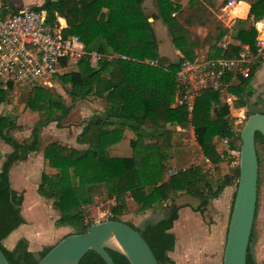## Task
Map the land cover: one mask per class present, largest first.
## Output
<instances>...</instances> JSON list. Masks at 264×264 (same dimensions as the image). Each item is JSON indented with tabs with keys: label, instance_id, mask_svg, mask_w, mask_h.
Here are the masks:
<instances>
[{
	"label": "trees",
	"instance_id": "16d2710c",
	"mask_svg": "<svg viewBox=\"0 0 264 264\" xmlns=\"http://www.w3.org/2000/svg\"><path fill=\"white\" fill-rule=\"evenodd\" d=\"M112 1L42 0L40 5L30 7L44 11L48 24H56V18H62L65 22L62 35H76L86 50H95L100 54L94 66H91L88 57H83L75 69L56 78L61 84L68 85L65 93L70 100L96 97L101 111L96 112L98 117L95 119L88 117L75 136L78 144L86 145L84 148L76 149L58 141L48 142L41 148L43 165L48 171L40 173L35 191L39 196L52 200V207L57 212L54 225L70 227L69 233L84 232L91 224L85 219L83 206L92 203L91 190L98 186L104 188L108 199L114 200L107 219L122 221L118 216L131 203L136 212L165 206L166 212L161 218L145 222L141 228L123 222L141 235L157 264H174L167 254L174 247L175 236L170 228L181 206L176 197L186 194L195 199L198 204L192 209L201 214L207 202L221 190L222 184H232L235 189L238 169L237 166L232 169L215 191L211 190L198 166L170 172L168 161L173 157L174 133L170 126L191 125L202 155L212 164L223 158L215 149L214 137H228L229 146L238 149L239 136L232 137L229 107L224 102L220 103V90L224 86V90L237 96L234 107L246 106L254 92L249 82L256 62L249 66L246 76L225 72L218 88L203 89L194 97L188 113L185 104H174L175 72L180 58L166 61L159 54L155 33L142 8L143 0ZM193 1L188 0L191 10ZM245 1L249 3L247 17L235 19L230 33V38L238 44L218 47L216 43L226 32L224 28L219 29L205 58H234L243 44H247L253 52L255 29L248 18L252 21L264 18V0ZM0 2V9L6 8L0 11V16L17 11L9 0ZM151 4L153 16L166 26L172 47L182 57L193 59V49L197 45L185 27L189 22L186 17L182 20L175 16L180 5L173 0H151ZM238 5L237 16H243L247 6L241 2ZM11 89L8 85L6 90H0V103L5 101L4 94ZM60 99V95L33 85L25 105L43 118L32 123L25 139L17 140L10 133L13 129H20L14 123L13 114L6 112V115L0 116V140L11 149L0 163V250L8 264H35L51 247L27 250V241L21 237L8 249L1 240L24 223L20 213L22 192L18 193L10 186L8 170L12 163L24 160L29 153L40 149V130L43 126L49 122H55L56 127L61 126L59 122L69 112V106ZM250 104H260L261 108L246 111V116L253 112L264 114L261 97L256 96ZM123 130L130 131L133 136L128 139L130 154L111 155L110 147L121 140ZM257 142L264 143V139L255 132V147ZM258 161L257 156V165ZM233 196L234 190L230 209ZM127 198L131 203H126ZM256 206L257 203L255 212ZM253 239L252 222L245 264H257L250 251ZM106 251L114 264H129L120 253ZM77 264L105 263L95 252L87 250Z\"/></svg>",
	"mask_w": 264,
	"mask_h": 264
},
{
	"label": "rangeland",
	"instance_id": "374dc122",
	"mask_svg": "<svg viewBox=\"0 0 264 264\" xmlns=\"http://www.w3.org/2000/svg\"><path fill=\"white\" fill-rule=\"evenodd\" d=\"M175 3H178L180 5V9L178 12L175 13V16L178 19H186L188 20L189 24L186 25V29L188 30L189 37L196 42V47L193 49V53L195 54L197 52V56L200 54L202 56H206L208 53V48L211 43H213V38L217 35V32L219 29H222V24L220 20H218L215 16L216 14H222L220 10V6L222 3H224L225 0H194L192 3L193 9L191 10L188 0H173ZM116 1L113 0L112 3H115ZM240 3V2H238ZM236 3V4H238ZM204 4L210 5L209 8L205 7ZM235 4V5H236ZM234 5V6H235ZM233 6V7H234ZM232 7V9H233ZM142 8L144 12L148 15L149 22L151 24V28L153 32L155 33L156 41H157V50L162 58H164L166 61H175L177 58H179V54L177 52H174V48L171 44H169V34L167 32L166 26L156 17L153 16V7L151 4V0H143L142 2ZM20 9V8H19ZM22 9V8H21ZM231 9V10H232ZM230 16H235L236 14V8H234L233 12H229ZM228 16V15H227ZM221 19H223V16H220ZM226 18V17H225ZM228 21V18H226ZM226 29V28H225ZM227 30V29H226ZM196 51V52H194ZM203 59V58H201ZM162 63H165L162 61ZM94 66V65H91ZM71 69H75V67H72ZM70 69V70H71ZM69 70V71H70ZM68 71V72H69ZM67 73V72H66ZM65 74V73H63ZM62 75V74H59ZM58 75V76H59ZM56 77H52L48 82L49 83H43L38 84L37 86L43 87L48 89L53 94H58L61 97V101L69 106V112L65 115L64 118H62L59 122L61 125L60 127L55 126V122H49L45 126H43L40 130V133L46 129L47 126H50L52 131L54 133H59L58 136H53L56 138H60L63 140H67L65 136H67V133H70L72 129H79L81 125L85 122V120L90 117L93 114H96V112L101 111L100 107V101L96 97L88 96L84 99H75L70 100L69 96L65 93V89L68 87V85H63L61 82L56 79ZM234 82V81H233ZM36 86V85H35ZM33 86H27V85H18L12 88L10 91L6 92L5 95V101L0 103V106H2V114L9 112V113H15L23 115V117H19L18 123L22 124L23 128L25 127L24 131L28 132L30 131V127L32 123L36 119H42L43 116L34 111H30L26 105V99L29 90ZM176 94V92H175ZM232 97L230 106L232 109H229V117L231 119V125L237 117L243 116V118L246 117V111H254L257 109H260L259 105H252L250 104V99L247 100V105L244 107H234V99H236L237 96H234L230 93H228L226 90H224V86L221 87L220 90V103L224 102L226 98ZM175 98V97H174ZM229 107V108H230ZM33 113V114H32ZM55 113H58V111H55ZM32 115V116H31ZM244 120H242L243 122ZM21 126V125H20ZM174 129L173 133V157L168 161V168L170 171H177L181 168H188L189 165H195L198 166L201 171L206 174V179L210 180L212 177H216L215 175V166L207 165V163H196L192 164L190 161L192 157H194L193 153L189 150V148L193 145L192 141L196 142L194 139L193 133L190 132V129L185 127H181L184 130L178 131L177 133L181 134L180 137L178 135H175V127L170 126ZM55 129L59 130L56 131ZM11 135H13V130L10 132ZM48 133V132H47ZM19 136H16V139L19 140V137H24V132H18ZM29 135V134H28ZM27 135V136H28ZM14 137V136H13ZM133 137V136H132ZM26 138V137H25ZM23 138V139H25ZM21 140V139H20ZM220 140V139H219ZM44 139L40 138V146L39 148H42V142ZM54 141V140H53ZM57 141V140H55ZM58 142H61L58 140ZM119 148L113 149V151H110L111 155H129L130 154V148L128 147V137L124 136V130L122 132V137L120 140ZM219 144V141L217 142ZM63 144V143H62ZM128 147V149H127ZM193 147V146H192ZM188 149V150H187ZM199 152V150H197ZM196 151V154L198 152ZM201 152V151H200ZM256 152L258 156V165H257V180H258V192H257V206H256V212L255 217L253 219V233H254V239L251 245V254L257 264H260V260L256 259V240L260 239L262 236L264 238V143H256ZM202 154V153H201ZM181 162L183 164H181ZM187 163V164H186ZM19 164H15L11 171V179L13 180L16 178L15 176H19V173L23 168L21 166H18ZM188 165V166H187ZM228 165V172L231 174L232 169H234L235 165ZM37 167H28L27 168V174L32 175ZM42 171H48L47 168L43 165L40 172ZM48 173V172H47ZM34 175V174H33ZM212 175V176H211ZM219 175V172L217 173V176ZM31 180L29 181V185H31V188L26 187V199H30L33 194L36 193L35 190L32 188H35L39 182V178L36 181V176H32ZM30 180V179H29ZM9 181V178H8ZM233 186V185H232ZM234 190V186L232 187ZM21 192V191H16ZM91 196H92V203L89 205H84L85 210V219L87 222H96L100 220H106L110 214H109V208L114 205V200L112 203L108 202V198L106 197L105 190L102 186L95 187L91 190ZM42 197V196H41ZM43 199H46L42 197ZM51 201L52 206V200ZM128 200V198H127ZM126 200V203H128ZM131 203V202H130ZM198 202L194 201L192 206H197ZM228 206V205H227ZM206 207L208 208L206 210ZM204 208V211L202 214V222H208V218L212 216L213 212L215 211V208L209 205V201L207 202V205ZM53 208V207H52ZM54 209V208H53ZM230 209V208H229ZM166 212L165 206H157L153 208H148L142 212H136L134 209L133 204L131 203L130 207L128 208L126 206V210L123 214L119 215L118 218L122 221L128 222L131 225L141 228V226L145 222H154L161 218ZM205 212V214H204ZM200 214V215H201ZM211 214V215H209ZM173 225V223H172ZM172 227V226H171ZM171 229V228H170ZM202 230H204V226L201 227ZM201 241V240H200ZM1 243L2 240H1ZM15 244V243H14ZM13 244V246H14ZM224 240L222 242V247L217 248V257L218 255L222 253ZM5 248L9 247V244L3 243L2 244ZM12 246V247H13ZM222 255V254H221ZM263 261V260H262Z\"/></svg>",
	"mask_w": 264,
	"mask_h": 264
},
{
	"label": "crops",
	"instance_id": "0c3cea01",
	"mask_svg": "<svg viewBox=\"0 0 264 264\" xmlns=\"http://www.w3.org/2000/svg\"><path fill=\"white\" fill-rule=\"evenodd\" d=\"M9 1L15 9L38 6L42 2V0H9ZM236 1L237 3L238 2L244 3L247 6L245 8V12L243 16H237L240 10L238 4H236L232 10H230V12L232 13L234 8H236L237 11L236 15L230 16V13H228V16L226 17V18H234V21L232 23L228 22L224 15H223V19L220 18V16H222L221 14L219 15L216 14L215 16L218 20H220L221 24L223 25L222 28L227 29L226 32H224V34L222 35L221 39L216 43V45L220 48H224L222 47L223 43L225 45L229 43L238 44L237 41L232 40L230 38V33L233 24L235 22V19L237 18L245 19L247 17L249 10V3L245 0H236ZM204 6L209 8L207 4H204ZM5 9L6 8L0 9V11L1 10L3 11ZM248 19H249L248 20L249 24H252L254 26L255 36L259 31H262L264 29V18H260L256 21H252L250 17ZM168 41L169 44H171L170 37ZM174 52L175 53L177 52V54L181 56L178 50L174 49ZM197 55L198 54L196 52L194 58L206 59L205 55L204 56H202L201 54L199 56ZM255 62H256V67L253 70V76L249 82L250 88L254 91L253 95L249 98L251 102L254 100L256 96L261 97V99L264 101V59H259L256 60ZM229 109L231 110L232 108L230 107ZM10 114L14 115V123L17 126L21 125L20 129L19 128L18 130L13 129L12 136H14V138L16 139V136H19L18 132H22V133L24 132V134L26 135H24V137H19L18 139L20 140L27 137V135L29 134L28 130L24 131L25 127L23 128L22 124L18 123L19 117L20 116L23 117V115L21 114L16 115L15 113H10ZM2 115H6V114L5 113L2 114V106H0V116ZM174 127L176 130L175 135H178V137H180L181 134L177 132L182 131L184 129L179 126H174ZM186 127L188 128V130L190 129L191 133H193V129L191 125L188 124L186 125ZM52 130L53 129H51L50 126H47L46 129H44L40 133V138L44 139V141L42 142L43 143L42 146L53 140L54 141L59 140L64 145L76 149H82L86 146L85 144H78L75 141V136L79 132L80 128L72 129L70 133H67V136H65L67 140L53 137L56 135L58 136L59 133H54ZM55 130L59 131L57 129ZM124 136L130 139L132 138V133L128 130H124ZM213 140L215 141V149L218 152H221L220 145L217 143L219 139L214 137ZM120 143L121 142L119 141L118 143L112 145L110 147L111 151H113V149L119 148ZM192 144L193 147L191 146L189 150L194 155V157L191 158V160L194 161H190V162H192V164H194V162L198 164L205 162L207 163V165H210V162L201 154L202 152H200L201 150L198 144L194 141H192ZM10 150H11L10 147L0 140V163L3 160L4 156L10 152ZM197 150H199V152ZM196 151L198 152V154H196ZM17 163L19 164L18 166H21V168L23 169L19 173V176H15L16 178L12 180L11 171L13 166ZM227 163H228L227 160L223 157L219 162L215 164L214 163L211 164L212 166L213 165L215 166L214 171L216 177H212L210 180L206 179V181L210 184L212 191L217 190L223 183L224 177L230 175V173L228 172L229 168ZM181 164L183 163L181 162ZM30 166L37 167L33 173L36 176V181H37L40 175L39 172L43 166L41 148L36 152L29 153L24 160H20L12 163V165L8 170V178H9L10 186L15 191L22 192V203H21L20 213L24 219V223L18 225L2 240L4 244L5 243L9 244L8 249L12 248L16 240L23 237L27 241V250L36 251L39 250L42 246L52 245L59 238H61L65 234H68L71 231V228L68 226L54 225L53 222L57 218V212L55 209L52 208L50 200L43 199L37 193L33 194L29 200L26 199V194H25L26 187L28 185V187L31 188V185H29L30 184L29 181L34 180L31 179L32 176L34 177L33 174L32 175L27 174V168ZM192 166L195 165H191V166L189 165V167ZM183 169L185 168H181L180 170ZM218 172L219 175L217 176ZM204 175L206 178L207 175L206 174ZM232 187H233L232 184H222V188L218 192V194L209 200V205L214 207L215 211L213 212L212 216L208 218L209 219L208 222H202V214L200 215L198 211H194L192 209V207H195L192 206L193 202L196 201L195 199L189 197L186 194H180L176 197V202L181 206L177 210V218L175 221H173V225L170 229V232H172L175 236L174 247L172 251L168 252L167 254L169 259L174 264H221L222 253L220 254V256L218 255L217 257V248L221 249L222 242L225 238L226 226L229 216L230 200L233 192ZM35 188L32 189L35 190ZM256 199H257V193H256ZM107 201L112 203L113 199H108ZM127 202H130L129 198ZM207 209L208 208L206 207V210ZM203 226H204V230L201 229V227ZM255 254H256V259L260 260V264H264L263 236L260 239L256 240Z\"/></svg>",
	"mask_w": 264,
	"mask_h": 264
},
{
	"label": "built area",
	"instance_id": "2783aa9c",
	"mask_svg": "<svg viewBox=\"0 0 264 264\" xmlns=\"http://www.w3.org/2000/svg\"><path fill=\"white\" fill-rule=\"evenodd\" d=\"M236 3V0H225L220 6L221 15L227 17ZM233 21L234 18H228V22ZM56 22L46 23L44 11L30 7L0 16V90H6L8 85L14 88L49 83L52 77L75 67L83 57H88L91 65L96 64L100 54L86 50L76 35H62L65 22L59 17ZM179 58L174 104H185L189 113L194 97L203 89L218 88L225 72L246 76L253 62L264 59V29L254 37L253 52L243 44L234 58L187 59L182 55ZM232 99L226 98L225 103L229 105ZM242 120L241 114L230 125L232 137L239 134ZM219 145L229 165L237 166L239 150L229 146V138H221Z\"/></svg>",
	"mask_w": 264,
	"mask_h": 264
},
{
	"label": "water",
	"instance_id": "95a60500",
	"mask_svg": "<svg viewBox=\"0 0 264 264\" xmlns=\"http://www.w3.org/2000/svg\"><path fill=\"white\" fill-rule=\"evenodd\" d=\"M97 114L90 119L97 118ZM264 139V114H248L239 131L238 175L227 221L221 264H245L246 248L255 212L257 156L254 133ZM105 264H114L106 250L123 255L129 264H157L149 246L131 226L118 220H100L81 233H69L56 242L35 264H77L87 251ZM0 264H8L0 250Z\"/></svg>",
	"mask_w": 264,
	"mask_h": 264
},
{
	"label": "flooded vegetation",
	"instance_id": "af4514ba",
	"mask_svg": "<svg viewBox=\"0 0 264 264\" xmlns=\"http://www.w3.org/2000/svg\"><path fill=\"white\" fill-rule=\"evenodd\" d=\"M257 182H258V180H257ZM257 190H258V186H257Z\"/></svg>",
	"mask_w": 264,
	"mask_h": 264
},
{
	"label": "bare ground",
	"instance_id": "6f19581e",
	"mask_svg": "<svg viewBox=\"0 0 264 264\" xmlns=\"http://www.w3.org/2000/svg\"><path fill=\"white\" fill-rule=\"evenodd\" d=\"M237 12V11H236ZM236 15V14H235Z\"/></svg>",
	"mask_w": 264,
	"mask_h": 264
}]
</instances>
